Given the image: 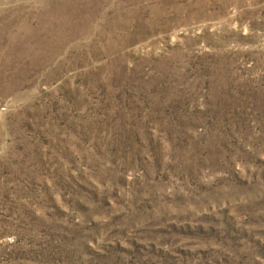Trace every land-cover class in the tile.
Returning a JSON list of instances; mask_svg holds the SVG:
<instances>
[{
  "label": "rangeland",
  "instance_id": "374dc122",
  "mask_svg": "<svg viewBox=\"0 0 264 264\" xmlns=\"http://www.w3.org/2000/svg\"><path fill=\"white\" fill-rule=\"evenodd\" d=\"M0 264H264V0H0Z\"/></svg>",
  "mask_w": 264,
  "mask_h": 264
}]
</instances>
